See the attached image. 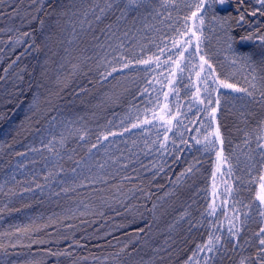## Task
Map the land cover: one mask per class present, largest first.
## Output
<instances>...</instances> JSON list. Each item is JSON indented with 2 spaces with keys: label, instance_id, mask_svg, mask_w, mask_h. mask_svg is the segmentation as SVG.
Wrapping results in <instances>:
<instances>
[{
  "label": "trees",
  "instance_id": "1",
  "mask_svg": "<svg viewBox=\"0 0 264 264\" xmlns=\"http://www.w3.org/2000/svg\"><path fill=\"white\" fill-rule=\"evenodd\" d=\"M219 1L0 0V264H264V5Z\"/></svg>",
  "mask_w": 264,
  "mask_h": 264
},
{
  "label": "snow or ice",
  "instance_id": "2",
  "mask_svg": "<svg viewBox=\"0 0 264 264\" xmlns=\"http://www.w3.org/2000/svg\"><path fill=\"white\" fill-rule=\"evenodd\" d=\"M130 3L135 4L136 0H129ZM243 2V0H241V3ZM258 3L261 5H264V0H258ZM109 7H111V5H109ZM205 7H207V5L203 2V0H201V2L199 4L196 5V10L192 11L191 13V17H186L185 20L187 21L188 19H192L193 21L199 19L201 24H203V16H202V12L201 10L204 9ZM105 11V9H101V12ZM253 15H255V13H252ZM243 18V17H241ZM97 19H100V17L98 16ZM199 29L196 27L195 24H193L192 28H188L187 32L183 33L184 35H188V33H191V35L189 36V38L185 41L186 44L191 45L193 42V38H195L196 41V54L200 56V71L197 72V76L200 77L201 73L206 72L207 70H211V76L209 78H214L213 79V83L214 84H218L220 87L222 88H231L233 91H237V92H245L248 96H252L253 93L248 91V89H242V88H237L234 84L229 83L225 80H220L217 76H216V70L213 68V65L210 63L209 59L206 58L204 55H200V45L202 43L201 40V36L198 35ZM27 35V34H25ZM188 52L187 48H184L183 51L180 53V58H181V63L187 59V57L184 55V53ZM189 55H191V53H189ZM141 63H149V61H141ZM206 66V67H205ZM180 71H183V68H180ZM253 79H255V77H253ZM253 87H255L253 85ZM199 91V89L197 90ZM167 95V94H166ZM262 96H264V93H261ZM217 104H219V100H217ZM159 119L160 121H163V123L161 124V127H164L165 125H169V127L166 128V131H171V111L170 109L165 106L162 111L161 114L159 115V117L156 116L155 113H153V119ZM212 119H215V109H213V116ZM144 123H150V121L145 120ZM138 125H133V127H137ZM206 139L208 140V143L211 145L214 143V141H212L210 138L206 137ZM216 139L219 140L220 139V135H219V131L217 130L216 132ZM93 147H95V145H93ZM259 147L264 148V144L259 145ZM262 180H264V177H261ZM262 189V194L257 196V199L260 201L261 205H264V185L261 186ZM261 215H264V212L261 213ZM261 233H264V228H261ZM216 240L218 241L219 238L217 237ZM212 244V241H209V245ZM260 244L264 245V239L260 240ZM212 248L209 247V251H211ZM241 264H243V262H241Z\"/></svg>",
  "mask_w": 264,
  "mask_h": 264
},
{
  "label": "rangeland",
  "instance_id": "3",
  "mask_svg": "<svg viewBox=\"0 0 264 264\" xmlns=\"http://www.w3.org/2000/svg\"><path fill=\"white\" fill-rule=\"evenodd\" d=\"M218 3H219V6H221V7L227 6V4L224 1H219L218 0ZM190 35H191V33H190ZM254 35L255 34L252 35V33H250L249 35H247V38L246 39H243L241 41V43H243V44L246 45V44H250V43H253V42H256V41L264 42V36L263 35H261V36H254ZM192 45L196 49V41H195V38H193ZM177 60H181V58L179 57ZM162 109H163V107H162ZM162 109H161V111H162ZM160 114H161V112H160ZM212 116H213V113L211 115V118H212ZM216 117H217V112L215 111V119H212L213 137H214L215 144H216L215 167H214V173L213 174H214V177L217 178L220 175V173L222 172V170L226 168L227 164H226V162H225V160L223 158V153H222V148L223 147H222L221 137H220L219 140L216 139V132L218 130L217 122H216ZM146 124H149V123H146ZM262 185H264V180L260 179L259 180L258 187H257V196L262 194V189H261V186ZM217 193H218V189L213 184L212 187H211V199H212L211 202H212V205H214V206H215V204L216 205L219 204L218 203ZM257 196H256V202L259 205V207L262 210H264V205H261L260 204V201L257 199Z\"/></svg>",
  "mask_w": 264,
  "mask_h": 264
}]
</instances>
